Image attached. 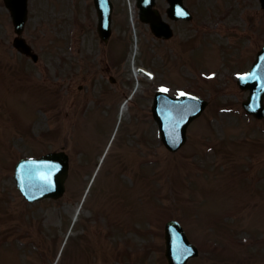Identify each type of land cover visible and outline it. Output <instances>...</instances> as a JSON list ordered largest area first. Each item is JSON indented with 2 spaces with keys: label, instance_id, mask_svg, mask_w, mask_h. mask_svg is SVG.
<instances>
[{
  "label": "rangeland",
  "instance_id": "374dc122",
  "mask_svg": "<svg viewBox=\"0 0 264 264\" xmlns=\"http://www.w3.org/2000/svg\"><path fill=\"white\" fill-rule=\"evenodd\" d=\"M112 2L105 45L92 0H29L23 36L34 64L13 49L0 0V247L14 248L0 264H53L113 134L58 264H120L129 252L140 264H166L171 219L200 251L189 264H264V120L242 114L235 84L264 45L260 0H184L193 18L170 23L167 41L139 22L135 0ZM156 7L163 15L166 1ZM137 67L150 76L135 77ZM210 71L213 80L199 75ZM158 89L211 101L176 153L156 138ZM61 148L71 158L66 194L27 204L14 164Z\"/></svg>",
  "mask_w": 264,
  "mask_h": 264
},
{
  "label": "water",
  "instance_id": "95a60500",
  "mask_svg": "<svg viewBox=\"0 0 264 264\" xmlns=\"http://www.w3.org/2000/svg\"><path fill=\"white\" fill-rule=\"evenodd\" d=\"M6 6L10 10L11 16L13 18V23L15 27V32L21 34L23 25L26 19V1L27 0H4ZM170 3V8L168 9V15L172 19L186 18V10L182 9L181 0H167ZM94 4L100 14L101 18L98 24V32L103 40H106L108 34H110L109 21L106 19L103 21V14L109 12L110 4L108 0H94ZM264 7V0H262ZM154 5L153 0H137V6L140 10L139 17L140 20L149 23L151 31L154 35L158 37L168 38L171 36V31L169 26L164 23L158 12L152 9ZM184 13L181 15L180 13ZM108 16L109 13H108ZM15 46L20 50H26L25 45L20 41V39H15ZM254 75V71L250 74V77ZM254 77L253 80H256ZM160 111L164 115H168L169 110L167 103H173V101L164 100L161 102ZM193 114L190 115L192 119ZM185 128V127H184ZM183 128V134H184ZM180 133L182 134L181 128ZM184 137L179 139L178 143L183 142ZM174 150V149H172ZM67 158L62 154H55L53 156L47 155L36 161H21L16 170V180L19 189H21L25 195L29 197V201H35L45 197H59L63 192V177L67 174ZM61 161L64 162V168L61 169ZM59 171L61 174H59ZM58 183V184H57ZM169 229L175 228L180 230L179 226L175 222H170L168 225ZM171 237V242L173 240ZM175 240V238H174Z\"/></svg>",
  "mask_w": 264,
  "mask_h": 264
},
{
  "label": "snow or ice",
  "instance_id": "6c2138e0",
  "mask_svg": "<svg viewBox=\"0 0 264 264\" xmlns=\"http://www.w3.org/2000/svg\"><path fill=\"white\" fill-rule=\"evenodd\" d=\"M180 14L183 15L184 13L181 12ZM182 95H183V94H182Z\"/></svg>",
  "mask_w": 264,
  "mask_h": 264
}]
</instances>
